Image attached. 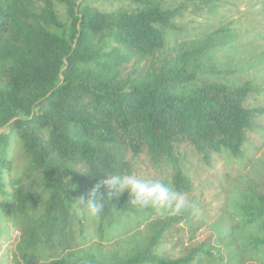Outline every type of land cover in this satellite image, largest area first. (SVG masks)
<instances>
[{
    "label": "trees",
    "instance_id": "1",
    "mask_svg": "<svg viewBox=\"0 0 264 264\" xmlns=\"http://www.w3.org/2000/svg\"><path fill=\"white\" fill-rule=\"evenodd\" d=\"M128 1L136 8L102 12L84 0H0V216L16 233L10 260L264 264L261 178L235 189L225 228L200 242L190 233L178 256L156 247L179 219L125 257L110 260L83 248L91 238L120 239L127 217L142 214L127 191L92 218L73 211L72 197L105 174H133L139 165L165 174L171 190L188 193V157L209 162L212 155H240L264 114L249 105L259 87L210 55L227 28L163 56L166 35L177 32L192 0ZM214 243L226 249L216 251Z\"/></svg>",
    "mask_w": 264,
    "mask_h": 264
},
{
    "label": "rangeland",
    "instance_id": "2",
    "mask_svg": "<svg viewBox=\"0 0 264 264\" xmlns=\"http://www.w3.org/2000/svg\"><path fill=\"white\" fill-rule=\"evenodd\" d=\"M184 1L187 0H176L174 3ZM84 4L102 12L136 8L128 0H84ZM57 11L65 21L64 7L58 5ZM176 23L177 32L166 35L168 48L163 56L169 55L182 42L201 39L209 32L227 28L224 43L210 55L224 70L233 71L258 86L259 94L253 96L249 105L264 109V3L261 0H192L187 4V12ZM256 123L258 127L248 134V141L240 155L227 159L212 155L209 162H204L198 156L188 157L184 167L192 182V190L186 193L192 204L190 210L167 216L152 207H136V213L142 216L127 217V226L120 239L97 241L91 238L83 248L110 260L125 257L136 247L147 246L148 237L155 236L159 227L170 219H179V222H174L163 235L161 244L156 247L158 253L178 256L182 250L180 245H189L190 233L195 234V242L213 237L216 231L225 228L229 220V205L234 200L235 189L264 179V114L256 118ZM18 156L19 152L14 162L16 167L21 164ZM132 175L163 182L166 178L165 174L141 165ZM15 239L16 233L11 232V224L0 216V264H13L10 250ZM213 246L216 251L226 249L225 245L217 243Z\"/></svg>",
    "mask_w": 264,
    "mask_h": 264
},
{
    "label": "clouds",
    "instance_id": "3",
    "mask_svg": "<svg viewBox=\"0 0 264 264\" xmlns=\"http://www.w3.org/2000/svg\"><path fill=\"white\" fill-rule=\"evenodd\" d=\"M106 179L95 184L86 193L72 197L71 207L81 217H98L105 203L127 191L129 203L139 209L148 207L161 215L175 216L192 208L186 193L171 190L160 179H141L132 174H105ZM75 185H69L73 191ZM105 189L106 191H102ZM68 191V192H69Z\"/></svg>",
    "mask_w": 264,
    "mask_h": 264
}]
</instances>
